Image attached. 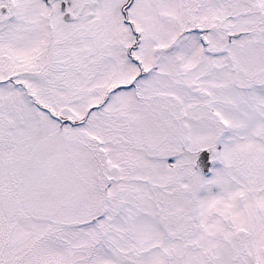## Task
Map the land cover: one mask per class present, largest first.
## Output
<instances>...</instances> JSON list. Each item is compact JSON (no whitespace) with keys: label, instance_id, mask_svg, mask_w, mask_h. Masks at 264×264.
<instances>
[{"label":"snow or ice","instance_id":"obj_1","mask_svg":"<svg viewBox=\"0 0 264 264\" xmlns=\"http://www.w3.org/2000/svg\"><path fill=\"white\" fill-rule=\"evenodd\" d=\"M0 264H264V0H0Z\"/></svg>","mask_w":264,"mask_h":264}]
</instances>
